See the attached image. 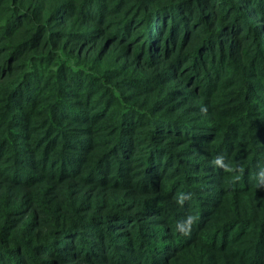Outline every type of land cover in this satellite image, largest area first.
<instances>
[{
	"label": "trees",
	"instance_id": "obj_1",
	"mask_svg": "<svg viewBox=\"0 0 264 264\" xmlns=\"http://www.w3.org/2000/svg\"><path fill=\"white\" fill-rule=\"evenodd\" d=\"M260 168L264 0H0V264H264Z\"/></svg>",
	"mask_w": 264,
	"mask_h": 264
},
{
	"label": "clouds",
	"instance_id": "obj_2",
	"mask_svg": "<svg viewBox=\"0 0 264 264\" xmlns=\"http://www.w3.org/2000/svg\"><path fill=\"white\" fill-rule=\"evenodd\" d=\"M201 111L206 113L207 108H201ZM212 165L214 167L223 169L225 172L232 173L233 175V183H236L240 180V174L243 173L244 169L239 166H230L225 162V157L223 154L216 155L212 161ZM256 186L257 188L264 189V168H260L259 171L255 174ZM176 203L180 206H183L186 201H190L192 199V193L190 192H181L177 197L174 198ZM198 216L194 214H189L184 217L182 220L178 221L176 224V230L179 234L183 236H188L191 234L192 228L196 223Z\"/></svg>",
	"mask_w": 264,
	"mask_h": 264
}]
</instances>
